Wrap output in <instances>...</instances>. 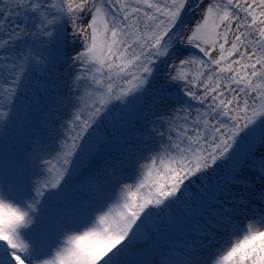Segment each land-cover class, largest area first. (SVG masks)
I'll return each mask as SVG.
<instances>
[{
  "label": "snow or ice",
  "instance_id": "obj_1",
  "mask_svg": "<svg viewBox=\"0 0 264 264\" xmlns=\"http://www.w3.org/2000/svg\"><path fill=\"white\" fill-rule=\"evenodd\" d=\"M0 264H264V0H0Z\"/></svg>",
  "mask_w": 264,
  "mask_h": 264
}]
</instances>
